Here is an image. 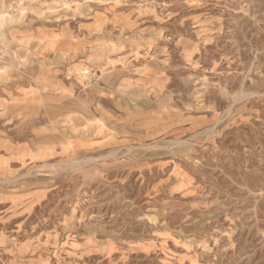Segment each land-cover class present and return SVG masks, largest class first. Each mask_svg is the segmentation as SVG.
Listing matches in <instances>:
<instances>
[{"label":"rangeland","instance_id":"1","mask_svg":"<svg viewBox=\"0 0 264 264\" xmlns=\"http://www.w3.org/2000/svg\"><path fill=\"white\" fill-rule=\"evenodd\" d=\"M0 264H264V0H0Z\"/></svg>","mask_w":264,"mask_h":264}]
</instances>
